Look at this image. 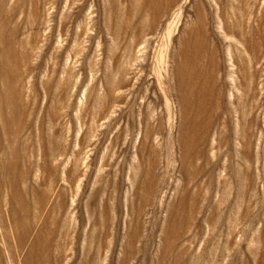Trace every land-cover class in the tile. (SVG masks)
<instances>
[{"label": "rangeland", "instance_id": "obj_1", "mask_svg": "<svg viewBox=\"0 0 264 264\" xmlns=\"http://www.w3.org/2000/svg\"><path fill=\"white\" fill-rule=\"evenodd\" d=\"M0 264H264V0H0Z\"/></svg>", "mask_w": 264, "mask_h": 264}]
</instances>
